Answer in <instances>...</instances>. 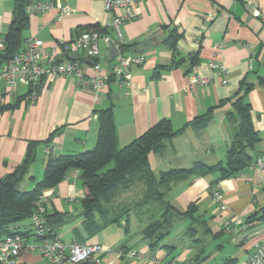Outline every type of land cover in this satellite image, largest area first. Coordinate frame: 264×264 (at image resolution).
<instances>
[{"label": "crops", "instance_id": "0c3cea01", "mask_svg": "<svg viewBox=\"0 0 264 264\" xmlns=\"http://www.w3.org/2000/svg\"><path fill=\"white\" fill-rule=\"evenodd\" d=\"M34 1V0H33ZM69 3L71 12L57 20L58 9L29 14L25 37L36 36L45 42L46 50L58 48L61 41L74 38L80 30L99 26L124 53L144 54L146 61L132 68L133 85L130 93L114 76L96 101L90 88L78 86L76 77L67 74L45 78L36 86L18 81L13 89L0 81V177L13 171L27 155L28 145H35V161L22 184L32 189L43 176L50 155L76 154L92 149L97 141L99 121L97 112L113 106L118 146L123 147L162 119H169L174 128H180L195 116L206 113L221 100L234 95L242 82L253 84L246 94L260 140L251 150L253 161L264 163V23L254 15L253 8L238 0H142L136 19L120 27L121 37L104 24L113 14H107L102 0H42ZM264 6V0H256ZM15 0H0V38L9 30L14 17ZM172 33L178 34L176 47L169 43ZM219 45L218 48L216 46ZM100 63L109 69L108 44L100 43ZM62 57H68L61 54ZM212 60L225 66L229 73L215 75L207 85L189 87L190 75H208ZM84 62L87 73L93 74L91 64ZM224 77L227 82L223 83ZM9 107L1 110V106ZM232 106L226 103L214 110L204 127L189 125L185 131L166 141L161 153L151 152L149 162L156 175L174 168H186L195 162L216 164L224 162L231 139L238 131V118L230 116ZM52 135V136H51ZM219 172L192 175L173 183L166 191L165 201L179 211L195 204L194 218L174 220L169 235L155 249L149 247L142 230L161 210L150 212L141 221L138 211L128 218L131 237L124 242L141 250L145 257L192 260L195 264H246L254 244L264 241V221L250 223L247 218L264 207V166H248L240 174L220 179ZM220 182L225 209L212 201L211 186ZM84 189L77 169L69 171L56 187L43 191L46 214H65V226L74 225L70 238L76 241L74 230L83 231L80 200ZM78 205L80 209H78ZM237 216L242 220L229 231L224 220ZM188 218L189 222L182 219ZM182 222V223H181ZM123 220L121 224H124ZM110 226V225H109ZM176 226H179L176 228ZM14 228L31 230L28 223H16ZM184 234L182 243L165 242L175 231ZM87 242L112 245L101 234ZM125 232V231H124ZM104 235V234H103ZM189 235V237H188ZM26 237L30 246L17 259V264H47L37 249L38 240ZM120 262V263H119ZM0 264H3L0 262ZM104 264H138L108 256Z\"/></svg>", "mask_w": 264, "mask_h": 264}, {"label": "trees", "instance_id": "16d2710c", "mask_svg": "<svg viewBox=\"0 0 264 264\" xmlns=\"http://www.w3.org/2000/svg\"><path fill=\"white\" fill-rule=\"evenodd\" d=\"M32 1L15 0L14 17L3 37L5 48L0 54V67L23 48L26 38L24 34L29 24V14L25 7ZM92 28L106 33V29L99 26ZM82 31L84 30H80L79 33ZM178 37L176 33L170 35L169 43L173 48L176 47ZM124 47L119 44L121 51H124ZM252 87L253 84L242 82L240 89L234 95L221 100L206 113L195 116L180 128H174L169 119H162L123 147L118 146L113 106L100 109L97 112L99 129L95 146L76 154L50 155L42 178L32 189L21 190L20 183L36 158L34 147L39 142L31 141L22 163L0 177V240L11 234H21L25 238L31 235V230L22 231L14 228V225L31 218L39 196L45 189L56 187L66 178L70 170L77 169L80 172L84 196L80 200L83 231L74 230L76 241L87 242L109 225L121 224L123 220L125 221L124 242L128 241L131 237L128 216L132 208L128 205L116 207L114 199L118 193L140 182L144 185V189L137 205L151 204L155 211L161 210L160 217L152 219L142 230L143 238L149 247L157 248L169 235L174 220L182 217L194 218L195 204H191L186 211H179L165 201L166 191L173 183L192 175L209 172H219L220 179L230 178L243 172L253 162L251 150L261 137L254 127L251 104L246 100V94ZM226 103L232 106L230 116L238 118V131L230 141L225 161L216 164L195 162L190 167L174 168L156 175L150 166L149 154L161 153L166 141L182 134L189 125L200 128L206 126L214 110ZM6 107L9 106H1V110ZM46 217L51 235H57L56 230L65 221V214L54 212L46 214ZM247 221L250 223L264 221V207L251 214ZM124 242L119 247L130 248ZM232 261L228 259L225 264Z\"/></svg>", "mask_w": 264, "mask_h": 264}, {"label": "built area", "instance_id": "2783aa9c", "mask_svg": "<svg viewBox=\"0 0 264 264\" xmlns=\"http://www.w3.org/2000/svg\"><path fill=\"white\" fill-rule=\"evenodd\" d=\"M142 0H102L107 14L113 16L104 24V28H110L121 37L120 27L137 18L136 8ZM253 8L254 15L264 23V6L256 0H238ZM58 9L57 20L71 12L69 3H54L53 1L34 0L26 5L27 13L45 12L51 8ZM113 40L109 35L94 28L78 33L68 41H61L58 48L46 50L45 42L36 36H28L24 39L23 48L16 53L6 64L0 67V81L4 82L6 88L13 89L18 81L29 86L37 85L45 78H55L67 74L76 77V84L91 89L94 99L98 101L103 95L111 76L117 78L129 94L132 88V68L143 64L146 61L144 54L124 53L119 48V53L112 60L109 69H104L100 63V43ZM119 47V46H118ZM219 45L216 46L218 48ZM5 48L4 38H0V54ZM66 54L68 57L60 55ZM75 54L76 59L69 58ZM92 60L91 68L93 74L85 71L84 58ZM229 71L217 60H212L210 73L202 76L195 72L190 75L189 87L195 85L207 86L215 75ZM223 83L227 82L224 77ZM3 96L0 95V105ZM264 166L259 158L253 161L250 166ZM212 201L220 208L225 209L227 204L224 200L220 182H214L211 186ZM242 220L237 216L228 217L224 220V227L233 231V224H239ZM31 234L38 240L36 245L47 264H104L108 256L134 260L138 264H195L192 260L180 258H162L158 255L145 257L141 250L134 248H122L115 245H104L98 242H65L57 235H51L50 226L47 222L46 208L44 205L43 193L39 196L36 208L31 215ZM25 237L21 234H11L0 240V262L3 264H17L20 254L29 248ZM246 264H264V241L254 244V250L249 255Z\"/></svg>", "mask_w": 264, "mask_h": 264}, {"label": "rangeland", "instance_id": "374dc122", "mask_svg": "<svg viewBox=\"0 0 264 264\" xmlns=\"http://www.w3.org/2000/svg\"><path fill=\"white\" fill-rule=\"evenodd\" d=\"M20 189L26 190L22 184L20 185ZM143 189H144V185L142 183L140 182L134 183L128 190L117 194V196L114 199V205L116 207H119L122 205H128L133 209V211H138L139 213H141L140 215L141 221H146L143 219H146L149 216L150 212L153 213L154 206L151 204H141V205L138 204L137 205V201L140 200L143 195ZM78 209H80L79 205H78ZM182 220L183 222H189L188 218H185ZM71 221L67 222L65 226L60 227L58 230V234L61 237H63L65 240H68L70 238V234L68 233L72 231V227L74 225L79 226L80 224L79 221H77V223H74V224L71 223ZM21 222L28 223L29 218H26L20 221L19 223ZM130 227H133V221ZM178 227L179 226H176V228ZM101 235L104 238H106V240L111 241L112 245L120 246L121 243L125 239L124 226L123 224H117V223L111 224L110 226L107 227V230L105 231V233H102ZM183 237H184V234L181 232H178L177 230L173 233V235H171L168 239H166L165 242L168 244L182 243L181 241L183 240ZM119 259L123 260L124 258H119Z\"/></svg>", "mask_w": 264, "mask_h": 264}, {"label": "water", "instance_id": "95a60500", "mask_svg": "<svg viewBox=\"0 0 264 264\" xmlns=\"http://www.w3.org/2000/svg\"><path fill=\"white\" fill-rule=\"evenodd\" d=\"M119 47L117 46V44L111 40L108 44V60L112 61L114 59V57L119 53ZM69 58L71 59H76L77 56L75 54H71L69 55ZM84 60L90 64H92V60L90 58H84Z\"/></svg>", "mask_w": 264, "mask_h": 264}]
</instances>
